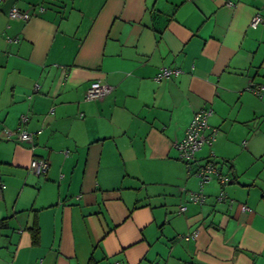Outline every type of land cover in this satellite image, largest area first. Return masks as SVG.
Instances as JSON below:
<instances>
[{"label":"crops","instance_id":"crops-1","mask_svg":"<svg viewBox=\"0 0 264 264\" xmlns=\"http://www.w3.org/2000/svg\"><path fill=\"white\" fill-rule=\"evenodd\" d=\"M256 12L264 0H0V264H264ZM93 80L112 89L86 100ZM203 108L217 133L188 171L174 143ZM17 127L32 140L5 135ZM210 156L227 197L213 179L190 202Z\"/></svg>","mask_w":264,"mask_h":264},{"label":"built area","instance_id":"built-area-1","mask_svg":"<svg viewBox=\"0 0 264 264\" xmlns=\"http://www.w3.org/2000/svg\"><path fill=\"white\" fill-rule=\"evenodd\" d=\"M227 5H233L232 1H227ZM8 16L12 18H18L21 20H27L30 18L31 13L25 10H21L16 6H11L8 10ZM264 20V17L259 12L254 13L251 17L250 24L252 26H256ZM179 69L177 68H168L161 67L160 71L155 75V80H160L162 77H167L170 74H178ZM249 90L253 93L261 96V90L264 89V84L252 85L248 86ZM112 89V86L102 82L100 80H93L89 83L85 90L84 99L93 100L99 99L103 97L105 94L109 93ZM52 111V109H51ZM211 113V109H200L196 111L189 123L187 124L184 134L174 143L175 148L178 152V157L185 164L188 171L191 169L192 163L195 162V152L202 147V145L207 144L211 145L215 140V136L217 133V129L212 127L209 128L207 119ZM22 121L25 120L23 116H21ZM7 137L15 136L19 141L30 142L33 138V132L25 130L21 127H17L13 130H6ZM213 155V154H212ZM211 155V156H212ZM208 157L204 162L196 165V168L193 170V174L196 176L198 180V188L196 190H188L187 191V200L193 203H203L206 198V193L203 191V186L209 181L215 179L219 184V191L216 195L217 200L226 199V192L224 190V186L228 183L229 177L221 172L219 167L217 166L213 157ZM48 167V163L45 158H32L29 162V169L39 175L43 174ZM232 202V199H229ZM241 208L248 209L245 204L241 205ZM186 209L184 204L179 206V211L182 212ZM197 230H194L191 233L183 235L184 238L196 237ZM114 264H119L115 262Z\"/></svg>","mask_w":264,"mask_h":264},{"label":"trees","instance_id":"trees-1","mask_svg":"<svg viewBox=\"0 0 264 264\" xmlns=\"http://www.w3.org/2000/svg\"><path fill=\"white\" fill-rule=\"evenodd\" d=\"M31 233H32V239H33V241L36 242V240L38 238V228L37 227L32 228Z\"/></svg>","mask_w":264,"mask_h":264}]
</instances>
